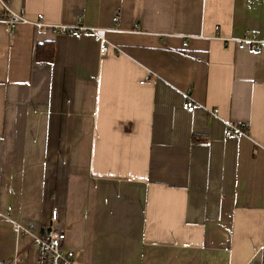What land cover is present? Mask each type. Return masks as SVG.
<instances>
[{
	"label": "crops",
	"instance_id": "obj_1",
	"mask_svg": "<svg viewBox=\"0 0 264 264\" xmlns=\"http://www.w3.org/2000/svg\"><path fill=\"white\" fill-rule=\"evenodd\" d=\"M10 1L120 51L0 21V262L56 207L79 264H264V48L224 41L264 39V0Z\"/></svg>",
	"mask_w": 264,
	"mask_h": 264
},
{
	"label": "built area",
	"instance_id": "obj_2",
	"mask_svg": "<svg viewBox=\"0 0 264 264\" xmlns=\"http://www.w3.org/2000/svg\"><path fill=\"white\" fill-rule=\"evenodd\" d=\"M120 19V13H116L115 21ZM0 21H3L10 31H13L16 25L20 23L33 24L39 31L44 32V29L51 27L53 32H68L75 29L83 30V32L89 33L94 36L99 44V52L101 54L106 53L108 49L114 48L116 51H120V48L111 45L106 39V28H85L81 26L66 27L62 25H51L44 21V17L41 13H38L35 20H31L27 17L23 9L14 10L11 7L10 0H0ZM233 40L239 47L249 49L250 51H259L264 48V39L260 38L256 33L246 34L235 39H224V41ZM195 104L190 100H186L183 103V107L188 110H192ZM216 111V110H214ZM224 134L226 136L232 134L246 135L247 125L246 123H236L228 121L225 125ZM12 207L7 209V217L12 223L14 230L22 237L28 239L33 237L34 225L32 223L22 224L17 220L11 218ZM64 218L60 215L58 209L53 207L49 211V216L44 224L43 234L37 235V255L34 264H79L76 262L74 252L64 245L66 236ZM0 264H24V255L17 253L12 258L0 262Z\"/></svg>",
	"mask_w": 264,
	"mask_h": 264
},
{
	"label": "trees",
	"instance_id": "obj_3",
	"mask_svg": "<svg viewBox=\"0 0 264 264\" xmlns=\"http://www.w3.org/2000/svg\"><path fill=\"white\" fill-rule=\"evenodd\" d=\"M54 57L53 42L45 41L38 44L35 50V59L38 61L51 62Z\"/></svg>",
	"mask_w": 264,
	"mask_h": 264
}]
</instances>
